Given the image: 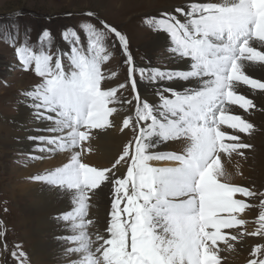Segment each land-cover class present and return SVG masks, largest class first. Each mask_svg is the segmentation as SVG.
Instances as JSON below:
<instances>
[{"label": "snow or ice", "instance_id": "snow-or-ice-1", "mask_svg": "<svg viewBox=\"0 0 264 264\" xmlns=\"http://www.w3.org/2000/svg\"><path fill=\"white\" fill-rule=\"evenodd\" d=\"M247 3L248 0H224V3L193 4L186 13L193 18L187 23L172 14L157 22L175 45L173 50L182 58H190L192 63L190 70H154V75L147 77L149 82L171 81L174 78L188 81L189 78L199 77L203 85L191 91L161 86L156 90L162 102L159 109L141 101L140 93L136 91L135 62L128 51L126 37L104 21H100V24L106 31L98 30L90 23L83 25L95 38L92 47H98L99 40L111 33L126 58L125 62L129 65L127 80L131 82L135 99L141 106L137 108L135 122L125 118L121 131L132 127L135 143L129 141L112 168L90 166L82 162L80 153L76 152L63 167L33 179L74 190L75 207L58 218L62 221L79 220V224L74 225L79 229L85 227L89 193L105 182H111L108 238L100 236L104 244L96 248L103 264H220L217 241L226 242L221 230L237 224L225 225L218 230L205 225L204 211L210 203L225 195L210 180H215L216 185L223 183L220 178L225 173L221 169L220 152H236L250 146L238 142V136L229 137L237 142L225 144V133L220 131L219 125L227 124L239 132H250L254 125L238 115H225V105H238L245 112L256 107L251 99L237 94V83L264 91V81L253 79L243 71L245 61L264 63V51L252 46L254 40L264 43V24H255ZM176 11L184 14L183 9L177 8ZM249 23L255 24L254 29L249 28ZM225 33L227 41L222 45L214 44L209 39L214 37L221 40ZM43 34L49 35L48 30L45 29ZM71 36L75 38L70 54L74 70L68 74L62 70L59 57L55 59L53 67L50 64L53 60L51 55H34L19 48L16 50L24 66L35 60L36 74L45 77L36 91L29 92L28 96L32 98L35 119L48 122L49 126L42 130L51 135L31 139L61 148H74L88 141L92 129L113 126L109 117L116 112V108L109 107L110 104L117 101L131 104V101H121L116 96V89H102L104 76L99 55L91 58L84 55L78 48L80 41L77 32L71 31ZM241 42L244 45L243 54L237 57L234 53ZM103 59L107 60L108 56L105 55ZM140 71L142 77L145 76L144 70ZM119 87L123 88L124 85ZM165 93H170L175 99L168 98ZM157 112L165 122L158 119ZM218 112L220 115L217 118ZM153 135L161 137L164 142L184 139L185 150L182 154L150 152L156 147L149 142ZM152 160H171L176 165L153 167L149 163ZM121 161L127 163V173L117 177L113 170ZM230 188L233 200H240L234 198L238 193L245 197L256 195L243 186ZM261 195L264 196V193ZM240 201L246 208L250 207L245 201ZM260 207L264 208V199H261ZM223 215L225 213H217V218ZM260 215L264 218V212ZM243 223L238 222L239 225ZM208 229L217 232V235L211 237ZM257 234H264V223H260V227L251 233ZM231 239L236 240L237 237L232 236ZM71 240L79 241L80 247L69 251L80 252L89 247L83 231L79 236H72ZM257 253L264 254V245L253 249L252 255ZM13 256L18 259L15 252ZM91 257L92 253L89 252L87 264H101L100 257L94 260ZM248 264H264V259L249 260Z\"/></svg>", "mask_w": 264, "mask_h": 264}, {"label": "rangeland", "instance_id": "rangeland-1", "mask_svg": "<svg viewBox=\"0 0 264 264\" xmlns=\"http://www.w3.org/2000/svg\"><path fill=\"white\" fill-rule=\"evenodd\" d=\"M190 3L191 4L186 5L185 8L181 6L165 8L164 5L154 4L153 2L149 3L147 0H0V119L3 117L8 120L16 116L19 102L23 98L29 97V92H35L45 79V77L36 74L35 60H31L27 66H24L21 63L20 56L17 54L16 50L19 48L23 52H30L34 55H51L53 60L50 61V64L53 67L55 59L59 57L61 59L62 70L68 74L74 70L70 54L73 46L72 42L73 39H75L71 36V31H75L77 32L80 41V44L78 45L79 50L89 58L96 55H99L100 57L101 73L104 76V79L101 81L102 89L108 90L109 88H114L116 89V96L119 97L121 101H131V104L117 101L109 105V107H115L116 112L114 113L117 115L120 113V116L122 117L121 125L114 127H118V130L121 129L125 118H131L132 121L135 122L136 111L139 106L135 99L131 82L127 80L129 65L125 62L126 58L116 42L115 37L113 34L107 33L101 40H99L98 47H92L91 45L95 38L90 36V34L83 28V25L90 23L96 29L106 31L100 24V21H104L120 31L128 41V51L131 53L135 62L136 85L137 83L152 84L154 87L156 86V88H158L160 84L169 81L159 80L157 83H151L147 77L153 76L154 70L166 72L171 69H176L175 66L177 64L170 59L178 60V57H182L179 53L173 50L175 45L171 42L170 37L166 36L162 45L154 44V38L161 30L157 22L166 19L168 14L175 15L181 21V17L186 15V12L191 9L190 7L193 4H203L197 3V1H192ZM178 7L184 10V14L176 11ZM89 13L92 15L89 16ZM252 20L254 21L253 16ZM249 25L252 26L253 23H249ZM45 29L49 32V35L47 36L43 34ZM209 39H212L214 44L217 42V45L225 43L223 39L219 40V42L214 37H209ZM241 43L239 45H241ZM99 49H102V51ZM259 51L262 50L259 49ZM105 55L108 56L107 60L103 59ZM182 59L188 60L190 63L192 62L190 58ZM141 69H143L145 73V76L143 77L141 75ZM243 71L246 72L247 75H251V78H253V76L260 77L264 81L263 73L259 72L253 64H246ZM121 84L124 85L123 88L119 87ZM136 91L140 92L137 90V86ZM236 92L237 94H241L240 91L238 93V86H236ZM168 94L169 93H165V95L170 98ZM172 97L170 99H175L174 96ZM249 98L252 99L251 97ZM158 104H162L159 99L151 106L159 109L160 105ZM30 114L32 115V121H34L35 112H30ZM156 114H158V119L160 118L162 122H165L159 117V112ZM111 117L112 116H110L109 119H111ZM31 123L32 122L26 120L24 126L28 125L29 127H32ZM260 125L261 127L257 128V132L254 130H251L250 132L253 134L258 133L260 135L258 137L260 140L258 139L259 142L255 145L256 147L250 145V151L262 146L264 147V122ZM80 130L83 131L84 129L81 127ZM124 130H126V132L129 130V132H127L128 137L120 145L116 159L109 163L111 165H103L102 168L112 167V163H115V161L119 159L125 146L129 144V141L133 144L135 143L134 129L128 127ZM100 131L101 129H94L93 135ZM154 136L156 137L157 135H153L150 138H154ZM157 140L158 141L155 144L156 147L150 149V152H169L163 148L167 142H163L161 137L157 138ZM61 142L63 141L61 140ZM85 143H87V141L81 142V144L74 148H61L57 145L54 154H63L64 152H71L72 150L80 152L81 148L84 150ZM38 149H44V153L40 158L26 154L24 151L23 153L18 147L15 148L12 145L6 155L3 153L2 149H0V264H35V261L33 262L31 259L33 252L31 251L28 239L24 232L33 225L31 221L34 216L32 213L33 205L30 204V201H33L35 197H20L19 193H17V190L14 189L13 186L16 187V184L19 185L20 182L30 181V176L34 177L39 171L58 168L56 163L53 165L50 163L55 155L51 156L46 153L48 147L45 148V146H43ZM177 154L182 153L177 152ZM31 159L33 161H31ZM80 159H83L81 153ZM68 161H70V159H68ZM164 161L166 160H158L159 163L161 162L158 164L157 160H152L149 161V163L153 167H170L166 165L163 166V163H165ZM42 162L48 163V165L45 168H42ZM84 162L88 163L85 160ZM260 165L261 164H258V166ZM29 167L33 172L27 177H20L19 175L21 171L25 168L28 169ZM117 168L120 171L117 177H123L126 175L127 163L125 161H121V163L116 166V169ZM53 171L54 170H52V172ZM257 172L260 174L259 171ZM44 182L47 183L46 181ZM210 182L216 187H219L220 185H216L215 180H210ZM221 185L222 188L218 189H223L225 192V195L221 199L227 202L228 199H232L230 196V192L232 191L230 186L232 184L230 185L227 182H223ZM101 188L105 189L104 195L110 206H108L106 212L107 230L112 202V184L111 182H105L98 189L100 190ZM248 189L256 194L254 197H251L253 201V209L256 210V216L253 219L254 221H248L246 218H243L239 215V211L234 213L236 215L232 216L234 220H236V224H238L239 221L244 222V224L240 226L247 233L252 230H257L260 227V223H264V218L260 215L261 212H264V208L260 207V201L261 199H264V196L261 195L264 193V181H260L259 184L252 185L250 188L248 187ZM237 195L235 194L234 198L237 197ZM238 203L240 202H236V204ZM238 210H240L239 207ZM229 211L230 213L236 212L234 207H230ZM75 224H79V220L71 221L69 227L71 231H74V228H76L74 227ZM85 225H90L89 220H85ZM90 228L92 229V227ZM248 228L251 230H248ZM87 233L90 234L91 232L88 231ZM72 236L58 238L63 239V244L67 245V254L62 255V257L58 256L59 259L56 258L52 261V264H87L86 258L89 256L87 249L83 250V257L78 261L68 259V254L71 255V253H75L73 251L69 252V249H75L79 246L78 241L71 240ZM99 239L101 240V238ZM65 240H67V242ZM101 245L103 244H99L97 247H100ZM261 245H264V234H259L256 241H253L251 245H249L246 264H248L249 260L258 261L264 259V254L262 253H257L255 256L252 255L253 249ZM95 249L92 250L91 258L93 260L100 255ZM13 252L16 253L18 259L13 256ZM21 253H24L25 255L21 256ZM99 257L102 258L101 255ZM101 264H103L102 260Z\"/></svg>", "mask_w": 264, "mask_h": 264}, {"label": "bare ground", "instance_id": "bare-ground-1", "mask_svg": "<svg viewBox=\"0 0 264 264\" xmlns=\"http://www.w3.org/2000/svg\"><path fill=\"white\" fill-rule=\"evenodd\" d=\"M147 1L149 3L153 2L154 4L164 5L165 8H172L175 6H181L185 8L186 5H190L191 4L190 2L192 1H197V3H224V0H147ZM247 7L251 15L254 17L255 24H264V0H248ZM192 18L193 17H188L187 15H185L181 17V22L187 23ZM255 24L253 23L252 26L249 25V28L254 29ZM165 37L166 35L165 33H163V30L161 29L154 38L153 41L154 44L162 45V43H164L163 41ZM223 40L225 42L227 41L226 33L224 34ZM252 46L257 50L261 49L262 51H264V43H260L254 40L252 41ZM243 47L244 45L242 42L241 45L238 46V49L234 53V55H238L237 57L241 56L243 54L242 53ZM170 60L171 61L173 60V62L177 64L175 68L176 69L179 68L180 70H189L190 64L192 63L180 57H178V60H174V59H170ZM244 64L245 65L253 64V66L256 67V69L259 72L263 73L264 75V63L245 61ZM253 78L263 81V79H261L260 77L258 78L253 76ZM203 79H208V78L204 77ZM237 84H238L237 85L238 93L239 91L241 92V94L239 93V95H245L248 98L251 97L252 98L251 100L255 103L256 107L248 112H245L238 105H225L227 109L225 115L240 116L242 119L253 124L254 127L252 130L257 132V128H260L261 127L260 124L264 122V110H262L264 109V91L252 89L249 86L240 83ZM136 86H137V90L140 91L139 93H140L141 101H146L150 105H152L153 103H156L158 100L156 90L159 89L161 86L163 88H174L179 91H184V90L191 91V90H195L196 88L198 89L203 85L201 78L195 77V79L189 78L188 81H183L179 78L178 79L175 78L167 83L165 82L164 84H160L158 88H156V86L154 87L152 84H142V83H137ZM168 96L170 98L172 97L170 93L168 94ZM41 102L42 101H36V103H41ZM137 104L139 107L141 106L140 103L137 102ZM17 111H18L17 115L12 117V119L10 118L7 120L3 117L0 119V142H1L0 149H2L3 153L6 155L10 146L12 145L15 148L18 147L22 152L24 151L26 154L40 158L43 155L44 151H41L38 148H42L43 146H45V148L48 147V151L46 149L47 154H50L51 156L55 155L54 152L56 151L57 145H48V144L43 145L38 141L31 139L32 137H37L41 135H45V136L51 135V133L42 130L49 126L48 122L45 121L38 122L36 119L35 120L33 119L34 121H32V115L30 114V112H35L32 107V98L31 99L30 97L23 98L19 102ZM156 115L158 116V114ZM219 115L220 113H218L217 118L219 117ZM26 120L32 122L31 123L32 127H29L28 125L24 126ZM109 120L112 121L113 126L103 128L99 133L95 135H93L94 129H92L90 139L87 141V143H85L84 150L81 148L79 152L83 155V159H82L83 162L84 160L87 161L90 166L102 168L103 165H108L109 163L113 162L116 159V156L118 155L120 145L128 137L127 132H129V130H127L126 132V130L121 131V129H119L120 130L119 131L118 127H114V126H119L122 123L121 122L122 117L120 116V113L119 115L113 113L111 119ZM149 122L150 121H148L147 123ZM219 129L220 131L225 133V140H224L225 144H231L237 142L230 140L229 137L231 136H238L239 137L238 142L247 144L249 146L250 145L255 146L259 142L258 137L260 135L258 133L253 134L250 133L251 131L248 133L239 132L237 129H232L228 127L227 124H220ZM157 138L160 137L154 136V138H149V142L155 145L158 141ZM185 147H186V142L184 139L169 140L163 146L164 150L169 152L174 151L175 153L177 152L183 153ZM249 149L251 148L247 147L243 149H238L236 152L222 151L218 154L221 162V169L225 173L224 176L220 178L222 182L225 183L227 182L230 185L232 184L235 186H243L246 188L248 187L250 188L252 185H257L259 184L260 181L261 182L264 181V176H263L264 147L262 146L252 151H250ZM75 153L76 151L72 150L71 152L69 151V152H64L63 154L55 155L53 156L54 157L53 160L50 159L51 160L50 163H52V165L56 163L58 165L57 167H63L65 163L69 162L68 159H71L72 155H74ZM31 161L33 160L31 159ZM164 162L165 163H163V166L166 165L172 167L176 165L175 161L166 160ZM42 163H41V165H43L42 168H45L48 165V163L45 162ZM160 163L158 162V164ZM258 164L261 165L258 166ZM55 169L53 168L47 170L45 169V171L37 172V175L46 176L49 172H52V170L55 171ZM113 171L115 172V176L119 175L118 173L120 171L118 168L114 169ZM257 171H259L260 174H258ZM31 172L33 171L30 170V167L28 169L25 168L23 171H21L19 176L27 177ZM37 175L35 174L34 177H36ZM31 177L32 176H30L31 179L30 181L32 182L30 181L20 182L19 185L16 184V187L15 186L13 187L14 189L17 190V193H19L20 197L21 196L25 198L35 197L33 201H30V204L34 206V207L32 206L33 208L32 213L34 216L31 219L33 225H31L32 226L31 228L24 231L28 239V243L30 245L31 251L33 252L31 259L33 260V262L35 261L34 262L35 264H52L53 263L52 261L58 258V256L62 257V255H66L67 245L63 244L64 243L63 239H58L63 236L64 237L65 236L69 237L72 235L79 236L81 231H83L85 235V240L87 244L89 243V247L87 251L91 253L92 250H94L99 244H104V239H102L101 237L108 238V234L106 232L107 231L106 212L109 206L108 201L106 200V197L104 195L105 189L101 188L100 190L99 189L96 191L93 190L92 192L89 193V198L91 199L87 201L89 207H88V215L85 218V220L87 219L91 221L89 223L90 225L88 226L85 225L83 229L74 228V231H71L69 229L71 225V221H62L58 217L62 213H66L70 210L72 211L73 208L75 207V205L73 204V199L75 196L74 190L67 189L66 187L52 186L45 183L44 181L36 180L33 179V177L32 178ZM220 185L217 188L219 189L222 188L221 187L222 185L221 186ZM221 190L223 191V189ZM230 196H231V192H230ZM235 199H240L245 201V203L250 205V207L246 208V206L243 203H241L240 200L228 199V201L226 202L223 199H220L218 201H214L213 203H210L209 207L204 211L203 219L205 225H210L211 227H214L218 230L220 227H223L225 225L236 224V220H234L232 216L236 215L234 213H237L238 211H239V215H241L243 218H246L248 221H254L253 219L256 216V210L253 209L252 198L245 197L238 193ZM238 201L240 203L236 204V202ZM230 207H234L236 212L230 213L229 211ZM238 207L240 210H238ZM242 209L244 210L242 211ZM217 213H225V215L217 218ZM90 227H92V229ZM248 230L251 229L248 228ZM88 231L91 233L88 234L87 233ZM209 231L210 232L208 233V235H210L211 237L214 238L217 235V232H211V229ZM221 231L222 234H224L226 237V242L217 241L216 247L219 249L217 255L219 257L220 264H246L249 245H251L253 241L255 242L259 236V234L251 235V233L255 232L256 230H252L249 233H247L240 225L238 226L237 224V226L233 228L222 229ZM232 236H236L237 239L232 240L231 239ZM99 238H101V240ZM65 241L67 242V240ZM229 244L232 245L231 248L228 247ZM79 247H80V243L78 248ZM83 254H84L83 250L80 252L71 253V255L68 254L69 256L68 259L78 261L81 257H83ZM99 256L100 255H98V257ZM100 259L102 260L101 257Z\"/></svg>", "mask_w": 264, "mask_h": 264}]
</instances>
